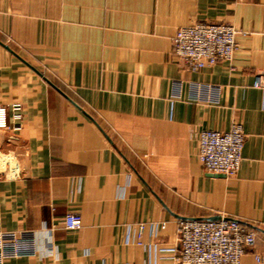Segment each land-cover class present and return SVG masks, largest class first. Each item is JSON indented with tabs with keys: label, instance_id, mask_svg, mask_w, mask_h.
Masks as SVG:
<instances>
[{
	"label": "crops",
	"instance_id": "1",
	"mask_svg": "<svg viewBox=\"0 0 264 264\" xmlns=\"http://www.w3.org/2000/svg\"><path fill=\"white\" fill-rule=\"evenodd\" d=\"M196 22L236 28L231 59L174 55ZM263 70L264 0H0V231L36 246L2 264H176L178 216L256 228L264 261ZM235 122L240 168L212 174L195 133Z\"/></svg>",
	"mask_w": 264,
	"mask_h": 264
},
{
	"label": "built area",
	"instance_id": "2",
	"mask_svg": "<svg viewBox=\"0 0 264 264\" xmlns=\"http://www.w3.org/2000/svg\"><path fill=\"white\" fill-rule=\"evenodd\" d=\"M237 30L224 22H196L179 27L172 37L174 55L190 71H198L220 60H229L237 49ZM252 86L264 92V70L254 76ZM8 122V106L0 103V127ZM197 155L203 167L215 174L234 176L242 160L245 133L240 122L229 130L202 129L195 133ZM14 177V174H4ZM82 216L70 212L64 217V227L78 230ZM144 229L140 225L139 230ZM258 238L254 228L232 218L181 219L177 247L171 258L176 264H241L243 256L253 248ZM36 246L29 232L0 231V264L5 259L34 255ZM256 264H264L255 254Z\"/></svg>",
	"mask_w": 264,
	"mask_h": 264
},
{
	"label": "water",
	"instance_id": "3",
	"mask_svg": "<svg viewBox=\"0 0 264 264\" xmlns=\"http://www.w3.org/2000/svg\"><path fill=\"white\" fill-rule=\"evenodd\" d=\"M212 174H215V173H212ZM217 175L224 176V174H217ZM178 217L181 218V219H187V218L180 217V216H178ZM220 218H221L220 216H212V217H209L208 219L216 220V219H220ZM254 229H256V228H254ZM257 230H261V229L257 228Z\"/></svg>",
	"mask_w": 264,
	"mask_h": 264
}]
</instances>
